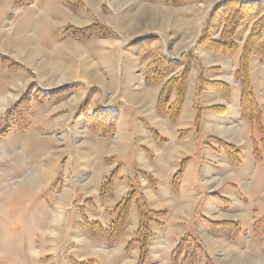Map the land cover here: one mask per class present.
<instances>
[{"label": "crops", "instance_id": "1", "mask_svg": "<svg viewBox=\"0 0 264 264\" xmlns=\"http://www.w3.org/2000/svg\"><path fill=\"white\" fill-rule=\"evenodd\" d=\"M35 1L31 0L23 6L34 5ZM78 1L83 6L74 11L64 0H52L50 12L68 17L72 23L68 26L78 28L98 20L114 34L77 39L66 33L68 26H61V36H53L46 27L39 49L26 52L19 62L31 73V68H35L37 75L32 73L28 83L37 85L41 89L40 94L74 86L68 96L56 102L36 101L41 107L48 108L47 117L52 127L63 133L55 135V149L58 150L55 158H63L64 178L68 181V185L62 186L68 188L62 197L70 211L64 228L69 230L68 242L72 247L69 248V244L64 247L74 258L73 264L75 261H93L92 264L138 263V245L134 244L126 250L127 242L135 237L138 223L135 207L131 210L125 233L113 246H108L101 238L91 237L79 226L82 215L107 225L113 218L111 209L131 185L139 187L150 209L166 211L163 226L153 227L154 235L146 264H174L170 259L171 251L181 237L190 234L191 227L194 234L190 235L197 238L215 264H255L257 244L263 246L264 254V237L251 232L252 226L261 220L249 213L250 202L258 193L256 184L249 183L242 188L238 180L229 181L223 177V172H231L232 168L241 166V149L249 141L253 154L254 141L257 140L255 129L241 117L239 110L240 88L234 77L238 56H233L231 76L225 78L224 67L206 63L205 59L212 56L211 52L200 51L201 48L194 51L184 48L188 40L179 45H165L167 22L171 12H176L174 9L171 11L172 6L165 5V0ZM148 8L156 10L152 13L156 19L152 14L150 16L152 21L161 23V29L139 25L141 12ZM165 12L167 16L163 14ZM41 26L42 29L45 27ZM151 34L157 36L155 45L163 54L173 60L187 59L190 64L182 108L175 122L157 111L156 101L161 85L145 83L144 63L132 44ZM48 38L50 41L47 42ZM253 60L259 59L251 60L250 76L257 103L262 107L264 78L256 89ZM199 79L227 83L231 88L230 99H225L214 88L205 87L198 91ZM214 106H223V112L208 108ZM82 107L86 116L97 108L105 107V110L113 111L116 114L113 134L102 136L89 128L85 118L78 115ZM200 108H203L201 122L196 129L194 118ZM219 140L238 148L241 161L238 166L230 164L218 144ZM65 145L68 147L65 153L72 160L71 168L67 156L61 154L66 150ZM183 160L182 175L174 188L173 175ZM261 160L254 159L257 163ZM114 169H117V174L111 191L102 199L100 186ZM72 182L79 198L72 191ZM216 191H222V196L216 195ZM261 199H257V204ZM200 204L202 207L199 210ZM61 217L60 214L57 221ZM206 220L236 222L241 232L234 240L212 234ZM241 220L248 225L246 231L241 228ZM228 246L234 247L232 249L236 254L223 253ZM246 249L251 250L250 255L245 254Z\"/></svg>", "mask_w": 264, "mask_h": 264}, {"label": "rangeland", "instance_id": "2", "mask_svg": "<svg viewBox=\"0 0 264 264\" xmlns=\"http://www.w3.org/2000/svg\"><path fill=\"white\" fill-rule=\"evenodd\" d=\"M51 1L36 0L34 5L16 9L18 7L14 0H0V264L74 262V258L64 247L67 244L69 248L72 247L68 242L69 230L64 228L70 211L62 197L64 191L68 190L62 186L66 183L68 185V181L64 178L63 158H55L58 151L55 149V135L63 133L52 127L47 117L48 108L41 107L36 102L41 89L28 83L32 73L37 75L35 68H31V73L19 64L26 52L32 53L39 49L46 27L53 36H61V26L72 24L68 17L50 12ZM64 1L66 3L69 0ZM222 1L225 0H189L180 5H169L165 0V5L172 6L171 11L176 10L167 22L168 38L165 39V45H179L188 40L184 48L191 51L200 49L198 39L211 11ZM154 11L156 10L148 8L141 12L139 25L155 29L162 27L161 23L152 21L150 15ZM163 14L167 16L166 12ZM41 25L45 27L42 29ZM147 36L155 37L152 46L159 48L155 45L157 36ZM212 36L216 38L218 31ZM202 50L204 49L201 48L200 51ZM211 53L212 56L205 59L206 63L224 67V77L230 78L234 57ZM252 66L258 89L257 86L264 78V58L253 60ZM250 142L241 149V166L232 168L231 172H223V177L229 181L238 180L242 188L249 183L256 184L258 193L250 202L249 213L251 217L258 216L261 219L256 225L263 228L264 157L258 163L254 161ZM65 146L66 150L61 154L67 156V163L71 168L72 160L66 155L68 147ZM72 187L73 193L79 198L74 182ZM220 192L222 191H216V195L222 196ZM257 199H261L259 204ZM201 207L202 204L199 205V210ZM60 214L62 217L57 221ZM240 225L243 231L248 229L245 221L241 220ZM253 226L251 232L259 236ZM53 229L57 230L53 231L56 234H53ZM189 232L194 234L192 227ZM257 245L255 264H264L263 246ZM232 248L234 247L228 246L223 253H234ZM246 253L250 255L251 250L246 249Z\"/></svg>", "mask_w": 264, "mask_h": 264}, {"label": "trees", "instance_id": "3", "mask_svg": "<svg viewBox=\"0 0 264 264\" xmlns=\"http://www.w3.org/2000/svg\"><path fill=\"white\" fill-rule=\"evenodd\" d=\"M188 1L166 0V3L180 5ZM30 2L31 0H14L16 7ZM66 3L74 11H78L83 6L78 0H69ZM65 31L77 39L106 37L114 34L110 28L99 22L81 28L68 26ZM217 31L218 36L213 38L212 34ZM153 39H155L153 36L142 37L132 44L136 47L140 61L144 63L145 83L161 85L156 101L157 111L168 115L170 120L175 122L182 108L190 64L187 59L179 61L167 57L159 48L152 46ZM198 44L209 52L238 56L234 77L240 88L239 110L241 117L245 118L257 133V140L253 145V157L256 161L261 160L264 154V102L262 107L257 103L250 76V66L253 58L259 60L264 58V0H225L217 4L209 15ZM205 87L216 89L227 100L231 97V88L223 81L199 79L197 90L202 91ZM73 89L74 86H68L55 91H45L39 96L37 94V98L41 103L56 102L68 96ZM208 108L217 112L224 110L223 106ZM202 111L203 108L196 110L194 118L196 129L199 128ZM78 115L83 116L88 127L102 136L113 134L116 120V114L113 111L97 108L86 116L82 107ZM218 144L223 148L230 164L238 166L241 162L238 148L220 140ZM184 164L185 160L181 161L178 171L173 175L174 188L180 180ZM116 174L117 169H114L104 178L99 191L102 199L110 193ZM133 207L137 211L138 223L135 237L127 242L126 250L137 244L139 248L137 264H146L149 245L154 235L153 227L163 226L162 220L166 216V211L150 209L138 186L131 185L124 196L113 206L111 209L113 218L107 225H102L82 215L79 226L91 237L101 238L108 246H113L125 233ZM206 226L212 234L223 235L230 240H234L241 232L239 224L232 221L206 220ZM254 229L259 237H264V226L262 228L255 224ZM170 259L174 264H215L203 245L190 234L178 240L171 251ZM92 263L93 261H75V264Z\"/></svg>", "mask_w": 264, "mask_h": 264}, {"label": "bare ground", "instance_id": "4", "mask_svg": "<svg viewBox=\"0 0 264 264\" xmlns=\"http://www.w3.org/2000/svg\"><path fill=\"white\" fill-rule=\"evenodd\" d=\"M152 13H153V12H152ZM152 13H151V14H152ZM171 13H172V12H171ZM152 16H153L154 19H156V16H155V15L152 14ZM157 17H158V16H157Z\"/></svg>", "mask_w": 264, "mask_h": 264}]
</instances>
